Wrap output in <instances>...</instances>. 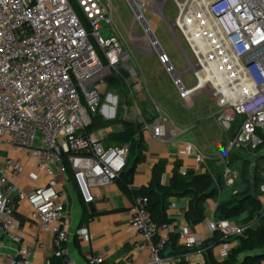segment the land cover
I'll use <instances>...</instances> for the list:
<instances>
[{
	"label": "built area",
	"instance_id": "obj_1",
	"mask_svg": "<svg viewBox=\"0 0 264 264\" xmlns=\"http://www.w3.org/2000/svg\"><path fill=\"white\" fill-rule=\"evenodd\" d=\"M127 1L135 18L123 40L113 34L116 27L111 0H0V151L7 149L36 160L38 173L28 175L30 183L37 184L39 173L48 178L46 185L28 190L15 183L24 173L17 159L9 157L0 164V232L19 246L7 264H34V251L46 249L43 242L25 241L16 215L17 202L27 203L31 207L29 220L53 236V258L61 264H76L67 248L69 233L63 229L66 206L60 187L68 175V165L84 204L89 206L103 198L96 190L108 188L127 172L130 146L106 147L102 139L88 135L86 130L91 115L103 105L102 87L108 89L112 77L126 86L135 80L140 90L147 88L146 77L134 62L132 47L136 43L156 52L159 64L188 109L199 102L202 94L213 99L206 116L230 134L226 154L222 152L223 140L216 143V161L223 168V178L232 188V195L237 194L239 175L231 159L250 161L264 180V0ZM170 2L177 10L174 22L165 17ZM146 10L166 21L177 40L179 35L183 39L191 56H187L185 70L174 67L155 37L152 23L145 18ZM136 25L143 36L133 33ZM104 30L111 32L107 39L103 37ZM180 46L186 54L181 43ZM250 63L253 64L249 66ZM186 74H192L194 79L191 87L184 81ZM111 109L115 113L122 109L127 114L123 121L137 122L142 135L161 141L177 140L196 128L178 126L158 106L153 116L143 115L135 106V119L129 116L125 103ZM57 149L63 156L55 152ZM182 153L198 165H206L209 159L203 149L192 143H187ZM207 171L221 199L220 182ZM261 190L264 192V183ZM147 204V199L137 197L131 210L130 229L142 237L137 250L148 254V264H179L164 252L174 235L173 225H157ZM175 208L169 204L167 211ZM208 231L221 236L222 242L214 250L218 260L225 261L234 248L227 238L242 236L245 228L228 220H213L208 223ZM81 232L89 236L88 229ZM178 241L193 251L202 250L205 244L203 236L189 229L178 234ZM102 263L98 256L89 260V264Z\"/></svg>",
	"mask_w": 264,
	"mask_h": 264
},
{
	"label": "crops",
	"instance_id": "obj_2",
	"mask_svg": "<svg viewBox=\"0 0 264 264\" xmlns=\"http://www.w3.org/2000/svg\"><path fill=\"white\" fill-rule=\"evenodd\" d=\"M115 33L121 39H127L124 35H122L117 27L115 28L113 34ZM150 53L151 51L149 50L146 54ZM135 65L137 69L143 73L142 67L137 61L135 62ZM126 88L129 92V95L127 94L128 101L125 97L122 100L118 95H109V101L112 105L110 104L111 106H109L108 102L107 105L104 104L102 108L104 113L101 114L106 117V120H114L116 113L111 108L120 103L127 104L129 102H134L135 106H137L134 98V92L140 91L138 83L135 80L130 81L129 84L124 87V90ZM182 105L185 106L183 103ZM143 110L145 112L144 105ZM143 115L149 116L148 113H144ZM170 117L180 127L195 125L196 128L192 132L185 134L181 138L174 141H161L148 135H143V145L145 147L144 160L140 165H138L137 169L133 173V181L130 186L131 191L133 192L132 195H125L116 182L104 190H96L95 193L102 196V200L87 206L84 204L73 178L67 175L65 179H63L60 187V190L63 193L62 200L66 206V216L63 220V229L69 233L70 242L67 248L69 255L76 264H89V260L95 256L103 259L102 264H128L129 261L131 264L149 263L148 254L140 253L137 250V245L142 241V237L137 233L132 232L130 229V220L132 216L131 210L133 208L135 198L140 197V192L143 189L149 188L153 182L156 166L161 160L167 161V166L160 179L162 185L164 186L170 185L176 165L180 166L179 171L181 174L195 173L196 175H203L209 174L207 169L211 172H213L214 168L223 170V168H220L216 161L218 152L216 143L219 141L215 139V135L211 127L206 124L200 129L198 128L201 121H203V118H195L193 120L189 119L187 121L184 117ZM215 123L223 130L219 123L216 121ZM115 127H118V129ZM105 131L106 135L102 140H104L111 133L122 131V126H114L106 129ZM187 143H192L197 148L203 149L206 152L209 157L206 165H198L193 158L183 155L182 152ZM222 152L223 154L227 153L226 143L223 144ZM9 157L17 159V161L20 162L24 168L22 177L15 179V183L17 185L22 188L32 190L34 188L42 187L48 183V178L40 173L37 184H32L28 181V175L38 173L36 170L35 159H27L4 149L0 151V164ZM231 163L232 168L239 175L238 183L235 186V190L237 191L239 185L242 184L241 175L244 162L241 163L236 159H231ZM131 166L132 165L130 164L129 168ZM223 180L226 187L225 197L223 196L224 194H222L221 199L211 198L207 200L204 205L206 218L198 225H191L186 220V214L190 207L189 198L173 196L169 199V204H173L176 207L175 210L168 211V216L173 221L172 225L175 231L174 235H178L183 229H189L192 234L203 236L205 242L209 244L214 235L208 231V223L213 220L217 221L216 210L219 200L220 202L227 201L231 198V196H233L231 193L232 188L228 186L224 178ZM15 206L16 215L21 222V233L24 236L25 241L27 243L43 242L46 244L45 250L37 248L34 251L32 255L34 264H47L48 262H52L55 251L53 236L49 233L42 232L36 223L29 220L28 215L31 211V207L27 203L17 202ZM243 213L248 215L247 210ZM244 219L245 218L241 220V223L233 222L232 225L243 228L245 226L243 224ZM86 229L89 231L88 237H84L81 232ZM174 235H172L171 238ZM169 241L170 244L168 253L172 251V242L171 240ZM231 244L233 247H238L239 242L235 241L232 243L231 241ZM18 248V245L3 238L0 232V264H7L10 257L16 256ZM217 254L218 253H215V250L212 253L213 256L207 250H198L195 253L185 254L181 260L189 264H205L207 258H210V256L219 261ZM177 261L180 263V259H177ZM262 264H264V262Z\"/></svg>",
	"mask_w": 264,
	"mask_h": 264
},
{
	"label": "trees",
	"instance_id": "obj_3",
	"mask_svg": "<svg viewBox=\"0 0 264 264\" xmlns=\"http://www.w3.org/2000/svg\"><path fill=\"white\" fill-rule=\"evenodd\" d=\"M73 2V0H71ZM77 14L82 23L88 27L83 14L74 4ZM95 47L96 43L93 41ZM97 51L100 53L99 49ZM101 54V53H100ZM113 80V82H112ZM109 87H119L124 90V83L120 79L112 78L109 80ZM122 126V131L109 134L103 143L107 147H121L124 145L130 146V156L128 160V170H135L138 165L144 160L145 147L143 145L144 137L141 134V125L134 121H123L120 116L114 120H106L100 113L91 115V124L87 128L88 135L98 133L102 130L114 126ZM140 134V137H136ZM134 157V162L131 161ZM132 165L129 168V165ZM167 161L161 160L156 166L153 182L149 188L143 189L140 192V197L148 200L147 209L153 221L157 225L172 224L173 221L168 216L167 207L169 199L173 196L187 197L190 199V207L186 214V220L191 225H198L205 220L204 205L211 198H220V192L217 189L213 176L211 174L196 175L195 173H180L179 165H176L169 186H164L161 183V176L165 171ZM127 170V171H128ZM67 174L72 177V170L67 165ZM133 176V175H132ZM132 176L129 177L127 172L121 175L117 183L125 195H132L131 184ZM242 184L237 188V194L231 196L227 201L219 202L216 210L217 221L231 220L240 215L247 207H250L247 217L243 220L245 232L242 236L229 237L228 242L236 239L239 242L238 247H234L229 258L219 262L212 257V253L217 245L222 242V238L218 233H215L209 244L205 242L202 250H207L212 256L207 258L205 264H262L264 262V204L262 199L258 198L260 183H264L258 171L251 165L250 161H244L242 169ZM244 191L241 192V188ZM172 251L168 253L169 244L164 249V252L180 259L179 264H189L182 259L185 254L195 253L196 250H187L179 244L178 235H174L171 239ZM245 254V257L240 261L239 257ZM54 264H61L58 259L53 258Z\"/></svg>",
	"mask_w": 264,
	"mask_h": 264
},
{
	"label": "rangeland",
	"instance_id": "obj_4",
	"mask_svg": "<svg viewBox=\"0 0 264 264\" xmlns=\"http://www.w3.org/2000/svg\"><path fill=\"white\" fill-rule=\"evenodd\" d=\"M109 1V0H105ZM113 7H114V20L115 25L119 29V31L124 35L126 38L128 37V31L133 25L134 22V11L130 7V4L127 0H111ZM165 17L167 21L174 22L177 17V10L174 5V3L170 2L166 8L165 11ZM145 18L150 21L153 25V28L155 30V37L160 42L162 48L167 52L169 57L172 60V63L174 67L177 70H185L188 67V57L190 56L189 50L184 43L183 39L179 36L178 40L175 38L174 34L171 32L168 24L163 19H157L155 15L149 11L146 10L145 12ZM105 29L107 28L106 25H104ZM133 33L136 35L143 36L144 33L139 25H136L133 29ZM103 37L105 39L109 38L111 36V32L109 30L103 31ZM181 43L186 51V54L182 50L179 43ZM134 51V62H138L140 66L142 67L143 74L146 77L147 80V88L145 86L142 87V90L135 91L134 92V98L137 105V110L141 111L143 114L148 113L150 116H153L156 114V106L160 107L163 111L168 113L170 116L174 117L177 116L178 118L184 117L187 121L189 119H195V118H203L201 121V124L199 125V129L203 125H209L215 135V139L218 141H222L224 143L228 142V139L230 137V134H226L219 126L215 123L214 120H208L206 113L207 111L213 106L214 101L212 98H210L207 94H202L199 97V102L193 108H186L182 105V101L180 100V97L178 95V92L174 88L172 84L171 77L166 73L163 66L159 64L158 56L155 51H153L150 54H146L149 49L146 47H142L139 43H136L133 47ZM146 50V51H145ZM188 56V57H187ZM114 78V77H112ZM111 78V79H112ZM184 81L188 87H191L194 85V79L192 77V74H186L184 76ZM113 82V80H112ZM121 86V85H120ZM119 87H108V89L102 87V92L104 93L103 96V105H107V102L109 103V106L112 105L109 101V95L112 96L118 95L122 100L125 97L127 99V94L129 95L128 89L121 90ZM126 85L124 84V87ZM134 86V85H133ZM121 93V94H120ZM111 104V105H110ZM103 105L98 111V113L103 114ZM143 105L145 106V112L143 110ZM127 106L129 107V116L133 119L136 118V111H135V103L129 102L127 103ZM147 111V112H146ZM116 114L120 116L121 119H124V117L127 115L126 112H123L122 109L116 110ZM104 119H106L105 116H103ZM243 118L240 117V120ZM118 129V127H115ZM106 135V131H100L98 133H95V137L98 139H103V137ZM223 143V144H224ZM106 146V144L104 143ZM107 147V146H106ZM132 162H134V157L131 159ZM215 177L219 180L221 183V189L222 194L225 197L226 195V187L223 180V170L215 169L213 170ZM263 183H260L259 189L261 193H259L258 198L262 199L261 201L264 204V192H262ZM244 191V187L241 188V192ZM225 192V193H224ZM247 211H250V207H247ZM246 213H241L240 215L234 217L230 220V223H241V220L243 218H246ZM232 243L236 241V239L231 240ZM216 253V251H215ZM245 257V254H242L239 258L240 261H242Z\"/></svg>",
	"mask_w": 264,
	"mask_h": 264
},
{
	"label": "water",
	"instance_id": "obj_5",
	"mask_svg": "<svg viewBox=\"0 0 264 264\" xmlns=\"http://www.w3.org/2000/svg\"><path fill=\"white\" fill-rule=\"evenodd\" d=\"M178 43H179V42H178ZM179 45H180V43H179ZM252 64H253V63H250L249 66L252 65ZM55 152H56L57 154H59L60 156H63V153H62V151H61L60 149L55 150ZM133 173H134V169H133V168H130V169L127 171V175H128L129 177H131V176L133 175Z\"/></svg>",
	"mask_w": 264,
	"mask_h": 264
}]
</instances>
